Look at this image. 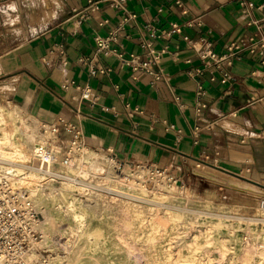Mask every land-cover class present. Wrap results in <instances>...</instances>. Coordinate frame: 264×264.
I'll use <instances>...</instances> for the list:
<instances>
[{
  "label": "crops",
  "instance_id": "obj_1",
  "mask_svg": "<svg viewBox=\"0 0 264 264\" xmlns=\"http://www.w3.org/2000/svg\"><path fill=\"white\" fill-rule=\"evenodd\" d=\"M57 1L52 19L34 34L26 29L24 41L0 37L9 46L0 49V82L14 85L21 110L72 121L85 145L165 167L189 189L204 184L191 161L264 173V64L244 49L230 63L218 60L242 34L264 38V0L103 2L80 23L75 13L88 0ZM113 29L111 51L97 52V37ZM145 44L159 55L151 71L164 75L154 82L132 68L146 62ZM206 51L214 58L200 56ZM83 86L90 99L80 96Z\"/></svg>",
  "mask_w": 264,
  "mask_h": 264
},
{
  "label": "bare ground",
  "instance_id": "obj_2",
  "mask_svg": "<svg viewBox=\"0 0 264 264\" xmlns=\"http://www.w3.org/2000/svg\"><path fill=\"white\" fill-rule=\"evenodd\" d=\"M30 1H35L33 4L36 8L35 11L28 12L29 24L39 23L37 27L45 26L55 15L54 5L58 1ZM48 2L52 3L51 7L46 6ZM12 4V1L8 2V5ZM18 31H23V28L19 26ZM3 86L11 88L13 84L6 81L3 82ZM227 124L229 127V122ZM43 138L44 135L39 134L35 127L28 123L20 110L11 106L10 103L8 107L0 104V174L8 173L12 184L24 191L25 197L32 202L33 206L53 204L49 210L46 208L43 210V219H37L35 223L43 240L63 212L69 215L71 222L69 234L73 237V243L67 246V252L70 253L71 258L70 264H102L101 260H104L98 252H91L84 256L86 251L83 247L87 245V241L85 240L82 245L79 243L78 232L85 227L86 216L81 208L80 197L75 196V191L90 194L94 190L108 193L109 199L121 198V204L118 207H104L110 215H119L118 223L112 225L114 237L108 243L118 247L116 255L121 258L123 264H214L215 261L226 258L227 252L231 253L230 264H264V242L258 243L257 246H254L252 242H246L232 251L233 249L226 248L224 241L215 243V239L211 238L210 231L218 226H204L189 238L184 231H175V225L178 222L175 212L166 210L161 213L159 207L145 209L137 206L138 201L151 203L154 199L177 196L186 198L188 189L177 194L175 188L164 190L161 186L152 187L143 180L138 181L145 171L139 174L113 176L107 171V163L105 164L96 155H91L86 148L72 157L71 164L63 167V173L56 172L63 179L61 186L56 189L51 188L49 193L44 194L42 189L48 182L45 181L46 172L32 164L36 158L34 148L37 143L43 141ZM229 156L251 161L250 156L239 152L230 151ZM195 166L193 170L207 176V173H210L209 169H213L198 161H195ZM231 177L232 179H226L225 185H229L235 191L251 190L258 194L264 193V188L261 187L264 186V179L257 176V172H253L251 178H247L244 174H235ZM103 180L104 184L109 185L108 188L99 184ZM156 185L160 184L155 181L154 186ZM262 211L264 214V208ZM228 230L233 234L235 232L233 227H229ZM173 240L180 241L174 256L169 247ZM214 253H218L219 257H213ZM35 255L37 254L30 250L25 256L26 262L34 264ZM56 260L58 261L59 258ZM57 261L52 264H57ZM220 264L225 262L221 261Z\"/></svg>",
  "mask_w": 264,
  "mask_h": 264
},
{
  "label": "rangeland",
  "instance_id": "obj_3",
  "mask_svg": "<svg viewBox=\"0 0 264 264\" xmlns=\"http://www.w3.org/2000/svg\"><path fill=\"white\" fill-rule=\"evenodd\" d=\"M10 1L13 2L12 5H8ZM19 1L20 3L18 2L17 4L16 0H0V37L6 38L10 36L22 42L25 40L26 29H29V31L34 34L37 32V28L39 29L41 27H37L39 23H33V25L32 23L29 24L28 20V12L36 8L34 5L35 1ZM51 4L52 3L48 2L46 6L51 7ZM55 6L56 4L54 8ZM10 18L13 20L15 19L14 21L17 20V22H14ZM19 26L23 28V31H18ZM0 49L6 51L9 49V46L7 44L0 45ZM13 86L11 88H13ZM11 88L4 87L3 82H0V104L8 107V103H10L11 106L20 110L28 123L33 125L39 134H43L44 137H46L47 134H44L41 129V123L43 122L42 117L21 110L13 101L14 91ZM85 148L91 155H96V157L102 159L105 164L107 163V171L113 176H116L111 170L109 162H107L108 155L106 152L93 149L87 145H84L82 150ZM231 159L239 162H247V160L243 158ZM32 164L37 166V160L34 159ZM191 165L192 172L202 177L201 179L204 181V184H199L196 189H189L183 183L177 181L169 172L167 174L172 179L160 180L158 181L160 185L154 186L155 183L150 181L149 178L150 171L147 170L138 180H143L152 187L161 186L164 190L175 188L174 190L177 194H180L184 189H188L186 198L177 196L175 198L154 199L151 203L138 201L137 206L145 209L159 207L161 213L166 210L175 212L178 217L175 231H184V234L189 238L204 228V226H218V228L210 231L211 238L215 239V243L224 241L226 243V248L233 249L232 251H235L238 245H244L246 242H252L254 246L259 245L258 243L260 242H264V214L262 211L264 208L262 204L264 203V193L258 194L251 190H243L241 192L235 191L229 185H225L226 179H232L231 175L244 174L247 178H251L252 173L257 172V176L264 179V173L259 170L258 172L255 168L252 169L247 165H242L240 168L232 171L207 165L213 168H208L210 173H207V176L204 173L193 170L196 168L195 161H191ZM63 169L61 165H55L53 172L63 173ZM124 172L125 174L132 173L128 168H126ZM137 173L139 174L141 172L139 171ZM239 178L244 180L241 177ZM245 180L248 181L247 179ZM45 181L48 182L43 186L42 190L44 194H47L51 188H59L63 179L59 175L52 174L49 175ZM104 182V180L100 181L99 184H103L102 186L108 188L109 185L107 183L104 184ZM261 187L264 188V186ZM75 196L80 197L81 208L84 210L86 216L84 220L85 227L78 232V235H80L79 243L82 245L85 240L87 241V245L83 247L86 251L84 256L91 254V252H98L104 259L101 260L102 264H123L121 258H118L116 255L118 247H114L108 243L109 240L111 241L114 237L112 225L113 223H118L119 215H110L107 212V208L104 207H118V205L121 204V198L109 199L107 197L108 193L100 190H94V192L90 194L78 193V191H75ZM52 205V203H47L45 206L35 204L34 209L38 214L37 218L42 220L43 210L45 208L49 210ZM70 224L69 215L63 212L50 232L47 233V237L44 240L41 237L39 228L36 226L40 236L31 244L28 251L30 252V250H32L37 254L35 255V262L43 255H47V264L56 262L57 258H59L57 264H70V253L67 252V246H71L73 243V237L69 234ZM229 227L235 229L234 234L229 232ZM176 241L177 240H173L169 245L173 256L176 254L175 249L178 248L180 243V241ZM230 254V252H227L226 258L215 261L214 264H220L221 261L225 262V264H230ZM213 257H219L218 253H214Z\"/></svg>",
  "mask_w": 264,
  "mask_h": 264
},
{
  "label": "built area",
  "instance_id": "obj_4",
  "mask_svg": "<svg viewBox=\"0 0 264 264\" xmlns=\"http://www.w3.org/2000/svg\"><path fill=\"white\" fill-rule=\"evenodd\" d=\"M126 1L88 0L86 5L76 11V22L80 23L88 19L93 12L99 9L100 3L107 2L113 8H121ZM241 5H245L243 1ZM119 27L122 26L119 25ZM115 37L116 30L114 29L110 30L105 37H97L96 51H111L110 42ZM143 46L147 49V60L143 64L132 65V68L147 71L153 75V82L164 78L160 70L153 74L150 67L153 63H157L159 55L153 52L148 44ZM241 49L250 54L259 55L261 62L264 64V38H258L256 34H242L232 40L226 46V53L218 57V60H225L230 63L236 52ZM200 56L214 58L211 51L203 52ZM123 62L131 64V60H123ZM91 73L94 74L95 70H91ZM200 88L201 85H199ZM79 93L82 98L90 99L92 97L91 89L88 86L79 87ZM41 129L47 135L43 138V141L35 146L34 155L38 162L37 167L46 172L45 177L47 179L49 175H58L53 172L55 165H61L62 167L70 165L72 157L82 150L85 143L79 127L74 122L61 117L43 121ZM106 154L111 170L116 176H123L124 171L128 168L132 173L150 171L149 178L154 183L155 181L158 183L160 180L172 179L168 176L169 171L165 167L125 161L118 158L112 150H108ZM37 216L38 214L32 202L25 197V193L21 188L12 184L10 175L8 173L0 174V264H28L25 256L31 244L40 236L35 225L38 219ZM47 261V255H43L34 264H47Z\"/></svg>",
  "mask_w": 264,
  "mask_h": 264
}]
</instances>
